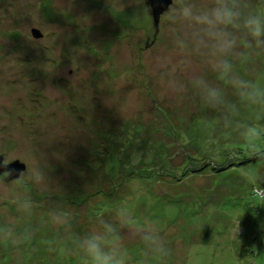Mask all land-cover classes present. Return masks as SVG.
I'll list each match as a JSON object with an SVG mask.
<instances>
[{"label":"rangeland","instance_id":"1","mask_svg":"<svg viewBox=\"0 0 264 264\" xmlns=\"http://www.w3.org/2000/svg\"><path fill=\"white\" fill-rule=\"evenodd\" d=\"M148 1L0 0V157L24 167L0 173V264H85L121 212L162 242L124 228L126 264H264V110L198 59L226 103L170 90L173 0L157 26ZM239 69L264 76V52Z\"/></svg>","mask_w":264,"mask_h":264},{"label":"clouds","instance_id":"2","mask_svg":"<svg viewBox=\"0 0 264 264\" xmlns=\"http://www.w3.org/2000/svg\"><path fill=\"white\" fill-rule=\"evenodd\" d=\"M170 54L161 55L157 74L175 92L191 88L202 93L211 106L226 103L224 89L213 85L204 71L188 70L202 60L217 80L224 81L239 101L256 111L264 110V76L241 71L239 64L264 52V3L252 0H173L165 18ZM36 179L43 178L38 170ZM140 228L141 239L161 245L154 226L139 225L130 213L118 222H105L102 230L85 234L79 248L85 264H126L122 231Z\"/></svg>","mask_w":264,"mask_h":264},{"label":"water","instance_id":"3","mask_svg":"<svg viewBox=\"0 0 264 264\" xmlns=\"http://www.w3.org/2000/svg\"><path fill=\"white\" fill-rule=\"evenodd\" d=\"M171 0H149L148 4L150 6V11L153 16V20L155 26L158 24V19L160 15L168 8ZM24 169L22 164L19 162H15L9 165L2 164V158L0 157V173L2 172H9L11 176L10 178H15L19 175V173Z\"/></svg>","mask_w":264,"mask_h":264},{"label":"trees","instance_id":"4","mask_svg":"<svg viewBox=\"0 0 264 264\" xmlns=\"http://www.w3.org/2000/svg\"><path fill=\"white\" fill-rule=\"evenodd\" d=\"M223 165V164H222ZM233 165V164H232ZM226 166L225 167V165L223 166V167H225V169H227V168H229V167H234V166ZM219 166V165H218ZM217 167V166H216ZM213 168V170H215L216 172H219V171H217L219 168H223V167H217V168ZM225 169H221V170H225ZM254 195H256V196H258V197H260V198H262L263 196H264V193H262V194H260V192L259 191H256V192H254L253 193Z\"/></svg>","mask_w":264,"mask_h":264}]
</instances>
